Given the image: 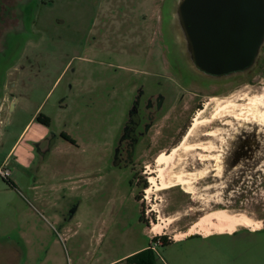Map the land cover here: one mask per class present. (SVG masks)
Segmentation results:
<instances>
[{
	"label": "rangeland",
	"instance_id": "374dc122",
	"mask_svg": "<svg viewBox=\"0 0 264 264\" xmlns=\"http://www.w3.org/2000/svg\"><path fill=\"white\" fill-rule=\"evenodd\" d=\"M46 1L0 0V6L13 5L8 17L0 11V103L5 100L0 167L10 171L7 176L14 183L0 174V264H6L7 253H15L12 248L18 250V264H106L148 245L159 256L156 264H264V170L239 173L224 169L219 161L228 158L229 143L243 129L264 138V118L226 114L211 124L214 129L200 126L191 140L211 142L213 148L186 152L177 168L192 175V187L180 183L149 191L150 168L157 169L162 155L178 144V138L168 141L164 135L184 124L185 111L192 116L199 101L208 106L201 114L205 117L208 110L213 111L210 116L221 115L217 105L230 102L236 112L252 111L244 106L255 97L262 99L258 109L264 112V45L249 71L256 75V85L242 78L244 74L223 81L224 95L210 91L196 98L185 91L171 128L167 117L162 118L151 142L140 147V164L118 167L111 155L118 146L123 113L131 105L133 83L144 77V69L164 67L161 45L165 49L167 30L161 26L159 7L164 6L167 19L173 0L146 2L154 5L157 19L150 59L122 54V45L105 50L91 46L86 21L93 0ZM143 36L148 37L147 31ZM171 56L177 62L174 75L183 83L193 82L197 76L180 50ZM39 112L50 117V125L37 121ZM215 127L217 135H203ZM63 132L77 145L65 140ZM214 162L221 169L212 170ZM223 208L227 214H246L261 224L260 230L238 224L232 232L221 231L225 234H217L219 229L208 235L199 232L206 215ZM197 224L195 232L176 236ZM160 236L171 243L161 246L153 240Z\"/></svg>",
	"mask_w": 264,
	"mask_h": 264
},
{
	"label": "flooded vegetation",
	"instance_id": "af4514ba",
	"mask_svg": "<svg viewBox=\"0 0 264 264\" xmlns=\"http://www.w3.org/2000/svg\"><path fill=\"white\" fill-rule=\"evenodd\" d=\"M147 1L148 0H93V5L91 6L92 9L89 10V20L86 21L87 32L89 35H91V40L89 42L91 46H95L96 48L101 47L105 50L107 46L111 48H117L118 46L122 45V54H125V52H130L133 54L137 53L136 55L143 54L146 58L150 59L154 53V50L156 49V43L153 41L154 37H152L151 33L153 32V28L157 19L154 18L152 14V11L155 10L154 5L152 6L151 4H147ZM40 2L45 4L48 3L46 0H40ZM164 10V6L161 4L159 7V11L161 12L160 20L161 26L163 24L165 28L166 13ZM0 11H2L3 14L8 17L12 14L11 12L13 11V5L2 2ZM146 31L148 33V37H142V34L146 33ZM167 38L168 37L166 35V42H163L165 43V49L164 46L161 45V47H163V51L165 52L164 67L157 69L150 67L148 69H144V77H139V81L133 83L135 89L133 90L131 105L123 113V123L119 131L118 146L114 149L111 155V160L115 166L119 167L130 164L134 167V165L140 164L141 161L136 159L139 155V150L141 149L140 147L151 142L153 130L155 131V126L159 121H161L162 118L167 117L169 122L167 126H170L171 118L174 116L175 110L177 107L179 108L180 103L186 99L187 93L185 91L190 90L194 92L197 98V96H199L202 92L208 93L212 91L214 93L216 92L221 94L227 89L223 81L210 80L203 82L201 79L196 78L194 81L191 80L193 82L183 83V81L174 75L175 69L173 67L177 62L174 61L173 57L171 56L173 45L172 42H170ZM142 40H145V42ZM167 44L168 46H166ZM141 45H144L143 53ZM121 67L124 68V66ZM250 75L251 74L248 73L242 78H245L248 83L256 85L254 83L256 75ZM260 75L261 71L258 76ZM262 80L264 82V71ZM224 94L225 93L222 95ZM215 97L216 96H214V98ZM217 98L218 97H216V99ZM215 102L216 101H214V103ZM207 107L208 106H206L204 102L199 101L197 104L198 110H195L192 116L189 117V112L185 111V123L183 124L182 121L175 132H166V135H164L166 136L165 138L168 137V141L178 138L176 142L179 144L188 133L190 127L194 123V119L197 116L205 117L203 115L204 112H206ZM207 112L209 114L207 115L210 116L213 111L208 110ZM40 113L42 112H39L38 114ZM202 113L203 115H201ZM38 114L35 113L34 117H37ZM216 121L218 120L213 122L216 123ZM246 122L251 123V120H247ZM212 123H210L208 127L210 126V128H212ZM243 127L247 128L246 126H242V128ZM215 128L219 129V127ZM218 133L219 132L216 134ZM61 134L65 140L77 145V141L70 135L64 132ZM203 135H205L204 132ZM262 137L263 133L260 139L257 135V132L253 130L243 129L241 132H238L236 138L232 139V144L229 143L231 148L228 152V158L226 159L225 157L223 160L220 159V161H222L223 168L225 169L227 167L229 170L237 171L239 173L264 170V138ZM174 142L172 145L176 143ZM175 146H170L168 151H170ZM214 150H217V148L214 147V149L210 150L209 152ZM210 160L217 161L215 158H211ZM216 169V163L214 162L212 170ZM5 178L9 179L8 176H5ZM238 178H240V176L236 177V179ZM143 186H148L147 181H143ZM140 212L141 220H143L144 212L142 210H140ZM192 236L198 235H190L189 237Z\"/></svg>",
	"mask_w": 264,
	"mask_h": 264
},
{
	"label": "water",
	"instance_id": "95a60500",
	"mask_svg": "<svg viewBox=\"0 0 264 264\" xmlns=\"http://www.w3.org/2000/svg\"><path fill=\"white\" fill-rule=\"evenodd\" d=\"M166 20L167 39L196 78L224 81L248 74L259 62L264 0H173Z\"/></svg>",
	"mask_w": 264,
	"mask_h": 264
},
{
	"label": "bare ground",
	"instance_id": "6f19581e",
	"mask_svg": "<svg viewBox=\"0 0 264 264\" xmlns=\"http://www.w3.org/2000/svg\"><path fill=\"white\" fill-rule=\"evenodd\" d=\"M261 101H262L261 98H256V97L254 99L248 98V104L246 106H244V105L243 106L245 108L247 106H250V108L252 107V111H246L244 113L234 111V107L236 104L229 101L230 104L217 105L216 110H220L218 112V114H221V115H218L217 117H213V116L200 117V116H197L194 119V123L190 127V129H189L188 133L186 134V136L184 137V139L177 146L173 147L170 151H168L162 155V157L160 158V162L158 164L157 169L153 170L152 168H150L151 169L150 182L152 184V187L149 188V191H151L152 188L158 190V189H162L166 186H174V185H177L180 183H183L187 186H190L191 182L193 181L192 175L190 173H187L186 171H183L182 169H177L178 166L180 165L182 159H183V155L186 152L197 150L198 148H205L208 150L210 148H213V146H214L211 142H208V141L207 142L192 141L191 138L194 135H196L195 134L196 129L202 125L208 126L210 123H212L215 120H219L221 118V116L226 115V114L239 115V116H243V117L251 116V117L264 118V112L263 111L261 112L258 109V102H261ZM206 106H207V104H206ZM217 132H218V129L206 130L204 132V134L215 136V135H217L216 134ZM201 156H202V158H205L204 157L205 155H201ZM221 165L218 164L217 168L221 169ZM190 187H192V186H190ZM188 192H190V191H188ZM238 224L250 226L253 228H259L261 226V224L259 222L252 221L246 214H243V213L242 214H227V210L223 208V209H216V211L207 214L206 217L199 223V227L201 229V231H199V232H201L203 234H209V233H211V230H213V229H219V231H224V232H232L235 230V226ZM199 227H198V224L192 225L188 230H186L184 232H180V233L176 234V236L185 237L189 233L195 232L197 230V228H199Z\"/></svg>",
	"mask_w": 264,
	"mask_h": 264
},
{
	"label": "trees",
	"instance_id": "16d2710c",
	"mask_svg": "<svg viewBox=\"0 0 264 264\" xmlns=\"http://www.w3.org/2000/svg\"><path fill=\"white\" fill-rule=\"evenodd\" d=\"M36 119L44 123L46 125L50 124L49 117L44 115L43 113H40L37 115ZM6 179V178H5ZM10 184L14 185L12 181L9 179H6ZM153 240L161 242V246H166L171 243L167 240L166 236H160V237H155ZM159 259L158 254L156 251L153 249L151 245L146 246L145 248H142L126 257L123 259L119 260L117 263L118 264H156ZM123 261V262H121Z\"/></svg>",
	"mask_w": 264,
	"mask_h": 264
},
{
	"label": "crops",
	"instance_id": "0c3cea01",
	"mask_svg": "<svg viewBox=\"0 0 264 264\" xmlns=\"http://www.w3.org/2000/svg\"><path fill=\"white\" fill-rule=\"evenodd\" d=\"M10 89L12 90L13 89V85L12 86H10ZM11 90H9V92H11ZM12 94V96H13V93L11 92L10 93V95ZM5 98H8V95H5L4 96V98L3 99H5ZM11 100V99H10ZM5 100H3L1 103H0V115H1V111L3 110V108H4V102ZM251 230H256V231H259L260 229H256V228H252V227H249ZM260 228V227H259ZM236 232V231H235ZM212 233V232H211ZM217 234H225V233H223V232H219V233H217ZM234 234V233H233ZM208 235V234H207ZM212 235H214V234H212ZM211 236V235H210ZM207 237V236H206ZM12 251H14L15 253H13V254H10V253H7L5 256H4V261H5V263L6 264H18L19 262H18V255H17V251L18 250H16L15 248H12ZM131 253H133V252H131ZM116 261H119V260H114L113 262H110V263H106V264H113V263H115Z\"/></svg>",
	"mask_w": 264,
	"mask_h": 264
},
{
	"label": "built area",
	"instance_id": "2783aa9c",
	"mask_svg": "<svg viewBox=\"0 0 264 264\" xmlns=\"http://www.w3.org/2000/svg\"><path fill=\"white\" fill-rule=\"evenodd\" d=\"M0 174L3 176H7L9 175V171H4L1 167H0ZM154 249V248H153Z\"/></svg>",
	"mask_w": 264,
	"mask_h": 264
}]
</instances>
